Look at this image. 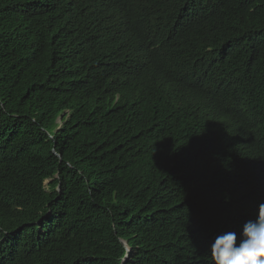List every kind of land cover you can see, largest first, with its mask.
<instances>
[{
	"label": "trees",
	"instance_id": "obj_1",
	"mask_svg": "<svg viewBox=\"0 0 264 264\" xmlns=\"http://www.w3.org/2000/svg\"><path fill=\"white\" fill-rule=\"evenodd\" d=\"M0 1V264H208L264 203V0Z\"/></svg>",
	"mask_w": 264,
	"mask_h": 264
},
{
	"label": "clouds",
	"instance_id": "obj_2",
	"mask_svg": "<svg viewBox=\"0 0 264 264\" xmlns=\"http://www.w3.org/2000/svg\"><path fill=\"white\" fill-rule=\"evenodd\" d=\"M133 78H123L128 82L122 89L125 97L136 92L130 89L134 87L132 82L136 83ZM207 256L208 264H264V203L258 206L254 218L245 220L238 230L215 235L208 245Z\"/></svg>",
	"mask_w": 264,
	"mask_h": 264
},
{
	"label": "rangeland",
	"instance_id": "obj_3",
	"mask_svg": "<svg viewBox=\"0 0 264 264\" xmlns=\"http://www.w3.org/2000/svg\"><path fill=\"white\" fill-rule=\"evenodd\" d=\"M1 3H3V1H0ZM6 5L10 6V3L8 2V0H6ZM141 88L142 89H145L147 91V94H151V92L155 91V85L149 81V80H146V79H142V84H141ZM125 91L122 90V93ZM136 93V92H135ZM120 96H117V98H119ZM60 118H58L57 120V123H60ZM48 181H46L44 184L47 185Z\"/></svg>",
	"mask_w": 264,
	"mask_h": 264
},
{
	"label": "water",
	"instance_id": "obj_4",
	"mask_svg": "<svg viewBox=\"0 0 264 264\" xmlns=\"http://www.w3.org/2000/svg\"><path fill=\"white\" fill-rule=\"evenodd\" d=\"M121 242H122V244L125 246V248H126L127 251H128V254H127L126 257L124 258L123 263H122V264H125V263L129 260V256H130V253H129V252H130V248H129V246H128V244H127L126 241L122 240Z\"/></svg>",
	"mask_w": 264,
	"mask_h": 264
},
{
	"label": "bare ground",
	"instance_id": "obj_5",
	"mask_svg": "<svg viewBox=\"0 0 264 264\" xmlns=\"http://www.w3.org/2000/svg\"><path fill=\"white\" fill-rule=\"evenodd\" d=\"M130 89L134 90V89H136V86H134V87H132V88H130Z\"/></svg>",
	"mask_w": 264,
	"mask_h": 264
}]
</instances>
